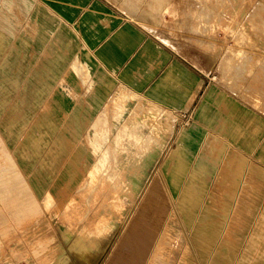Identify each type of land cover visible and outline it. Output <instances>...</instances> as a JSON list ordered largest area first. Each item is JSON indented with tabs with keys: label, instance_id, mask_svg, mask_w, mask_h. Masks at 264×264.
<instances>
[{
	"label": "rangeland",
	"instance_id": "1",
	"mask_svg": "<svg viewBox=\"0 0 264 264\" xmlns=\"http://www.w3.org/2000/svg\"><path fill=\"white\" fill-rule=\"evenodd\" d=\"M163 12L154 35L263 119L264 0ZM190 120L119 84L41 1L0 0V264H63L87 229L112 227L105 248L168 216L164 167Z\"/></svg>",
	"mask_w": 264,
	"mask_h": 264
},
{
	"label": "crops",
	"instance_id": "2",
	"mask_svg": "<svg viewBox=\"0 0 264 264\" xmlns=\"http://www.w3.org/2000/svg\"><path fill=\"white\" fill-rule=\"evenodd\" d=\"M38 1L119 84L191 118L164 167L170 214L138 219L111 247L98 244L112 227L87 229L78 245L85 235L93 244L63 264H184L188 251L199 264H264V118L154 35L163 11L184 0Z\"/></svg>",
	"mask_w": 264,
	"mask_h": 264
},
{
	"label": "bare ground",
	"instance_id": "3",
	"mask_svg": "<svg viewBox=\"0 0 264 264\" xmlns=\"http://www.w3.org/2000/svg\"><path fill=\"white\" fill-rule=\"evenodd\" d=\"M133 118H135V117H133ZM90 240H92V241H90V243H91V244H93V237H91V239H90Z\"/></svg>",
	"mask_w": 264,
	"mask_h": 264
}]
</instances>
